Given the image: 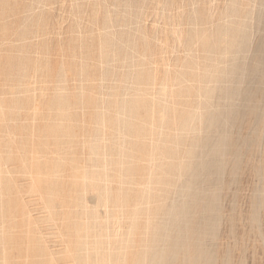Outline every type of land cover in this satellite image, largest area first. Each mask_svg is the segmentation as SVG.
<instances>
[{
	"label": "rangeland",
	"instance_id": "obj_1",
	"mask_svg": "<svg viewBox=\"0 0 264 264\" xmlns=\"http://www.w3.org/2000/svg\"><path fill=\"white\" fill-rule=\"evenodd\" d=\"M262 13L264 0H0V264H87L94 249L132 264L149 249L160 181L179 178L170 169L190 156L234 59L252 65ZM249 170L222 197L218 246L232 264H264V222L255 236L246 217L259 186Z\"/></svg>",
	"mask_w": 264,
	"mask_h": 264
},
{
	"label": "bare ground",
	"instance_id": "obj_2",
	"mask_svg": "<svg viewBox=\"0 0 264 264\" xmlns=\"http://www.w3.org/2000/svg\"><path fill=\"white\" fill-rule=\"evenodd\" d=\"M205 10H207V9H205ZM262 15L264 16L263 13H262ZM174 32H175V30H174ZM224 37H226V36H224ZM196 38H197V36H196ZM209 44H211V43H209ZM235 51H236V53L239 54V52L241 51V45H238L236 47ZM249 54H250V52H249ZM263 54H264V39L261 41V43L258 46L257 51L254 54L253 62H252V65L250 66V68L246 69V68L240 66L237 63V60L234 59L233 64L225 71V74L222 77V81H225L226 84L224 83L225 85L222 86L219 90H213L210 92V94L208 96V99L210 102L208 116L206 117V119L204 121H202L203 119L201 120L204 123V126L202 127L201 131H199L200 129H198V131L200 132L199 133L200 137H198L197 140L195 141V143L192 145V150L189 152L190 156L188 158L186 157V160H183L182 158L183 157L185 158V156H186V155H184L181 158L183 161L181 160V161L177 162L176 164L174 163L172 168L171 169L169 168L170 173L174 174V176L177 175L179 178H177L176 180H174L175 178L173 180H172V178H165V179H163V181L159 180L160 182H162L161 183L162 186L165 187L164 188L165 191H163V192H166V200H165L164 196H162L161 194H159V195L164 198V199L161 198L162 199L161 201L165 200L166 202L162 203V204L160 203V205L158 203L159 206L158 207L156 206L157 208L155 209L156 210L155 211V217H157L158 220H157L156 224L152 227V232H150L151 237L149 236L150 239L148 238L149 239V249H144L143 251L138 252L133 258L134 264H232L231 259L234 257L233 249H219V246H218L219 245L218 244V241H219L218 238L222 235V234H220V236H219V228H220V224H221L223 217H224V215L221 214V204H222V197L224 196L225 192L228 191V189H230L229 183L231 181L234 182V181H237L238 179H240V173L242 172L241 170L244 167V164H247V166H249L251 172L259 179V181L256 180V181H258L259 186H255L257 188H256V191L253 192L254 194L252 196V199H253L252 206H251L252 208L250 209L249 213L247 214L248 216H246V213H244V214L246 217H248L249 225H250L252 233H254L255 236L261 237L262 232L260 229H261L262 223L264 222V162L263 161L262 162H256L254 157L258 152H261V151H262V153L264 152V148L260 149V145L262 144V142L264 140L263 139L264 138V101H258L260 99V97H259L260 94L264 93V55ZM240 55H242V54H240ZM249 59H250V57L248 58V60ZM215 60H217V59H215ZM227 65H228V63H227ZM221 71L219 73H221ZM206 72H207V70H206ZM216 72H218V71H216ZM187 76H189V75L187 74ZM187 76H186V78H187ZM201 82H203V81H201ZM218 94L221 95L222 99L228 100V105H225L226 103L220 104L216 101V99L219 98ZM238 105L242 106L243 109L241 111H239V110L234 111V108H236ZM66 107H67V105H66ZM195 111L192 114H194ZM197 111H198V108H197ZM199 111L202 112V109ZM199 111H198V113H199ZM122 112H124V111H122ZM162 114H163V112H162ZM117 115H119V114L117 113ZM126 115H127V113H126ZM194 116H195V114H194ZM194 116H192V117H194ZM106 117H108V116H106ZM181 117H184V116H181ZM199 117H200V114H199ZM111 119H113V117ZM182 119H184V118H182ZM191 119L194 120L193 118H191ZM247 120H249V121L251 120L250 126H247V124H248ZM179 122H180V120H179ZM178 123H177V126H178ZM184 123H181V124L184 125ZM193 123H197V122H193ZM115 124H116V122H115ZM187 124H188V122H187ZM189 124H190V121H189ZM198 124H199V122H198ZM180 126H182V125H180ZM200 126L201 125H199L198 127L201 128ZM109 127L112 128L111 126H109ZM183 127H185V126H183ZM191 127L193 128V126H191ZM187 128H190V127L187 126ZM192 128H190L189 131H187V132H190V130H192ZM64 129H63V131H64ZM113 130H114V128H113ZM52 132H54V131H52ZM46 133H48V132H46ZM163 133H162V135H164ZM188 134H190V133H188ZM170 136H172V135H170ZM162 137H164V136H162ZM186 137L188 138V136H186ZM191 137H193V132H192ZM195 137H196V135H195ZM182 139H183V136H182ZM167 142H169V141H167ZM165 144H166V142H165ZM263 146H264V142H263L262 147ZM89 147L91 148V146H89ZM173 147L172 148L175 149V147H176L175 144ZM178 150H180V149H178ZM160 151H161V149H160ZM184 154H188V153H184ZM263 154H262V156L264 157ZM178 159L176 158V160H178ZM257 159H258V157H257ZM96 160H98V159H96ZM91 163H93V162H91ZM166 163H167V161H166ZM170 166H171V164H170ZM162 171H164V170H162ZM226 174H228L229 176L227 175L228 177H226ZM243 174H245V173H243ZM249 174H250V172H249ZM250 175H252V174H250ZM106 178H107V176H106ZM132 178L134 179V177H132ZM227 178H229L230 181H227L226 180ZM253 178H254V176H253ZM89 179H91V178H89ZM158 179H160V178L158 177ZM90 181H92V179ZM90 181H89L88 185L93 183V182L90 183ZM154 181H156V179ZM254 181H255V179H254ZM108 183L110 184V181ZM155 183L158 184L157 181ZM256 183H255V185H256ZM232 184H231V188H232ZM91 186H92V184H91ZM159 186L160 185H158L157 188L160 191H162L159 188ZM162 186H160V187L162 188ZM0 187H2V186H0ZM253 188H254V185H253ZM108 189H109V187H108ZM89 190L92 191V189H90V188H89ZM231 190H233V189H231ZM62 191H64V190H62ZM96 191H97V189H96ZM232 192L233 191H231L229 193V195L230 194L232 195ZM114 194H115V191H114ZM97 195H99V194H97ZM61 197L62 196H60V198ZM75 197L76 196H74V198ZM74 198H73V200H74ZM56 199L57 198H55V200ZM64 199H65V197H64ZM250 199H251V196H250ZM130 200H131V198H130ZM231 200H232V198H231ZM106 201H107V199H106ZM144 201L146 203V200H144ZM157 202H158V200H157ZM106 203H108V202H106ZM106 203H104V204H106ZM111 204H113V203H111ZM54 206H56V205H54ZM232 208H233V206H232ZM236 208H234V209H236ZM238 209H239V207H238ZM9 210H10V208H9ZM240 213L242 214V212H240ZM222 215H223V217H222ZM238 215H239V212H238ZM224 218L229 219L228 217H224ZM242 218H243V215H242ZM224 221L229 222L228 220H224ZM242 221H244V219ZM246 222H247V219H246ZM97 224H98L97 218H95V216H94V220L92 222V225L96 226ZM228 224H230V223H228ZM232 224H233V227H235V225H237L238 222L236 224L235 220H234V221H232ZM102 227H104V226L102 225ZM78 228L79 227L75 228L76 232H79L80 229L78 230ZM117 228H118V226H117ZM230 228H231V226H230ZM236 228H238V227H236ZM246 228H247V226H246ZM235 230H237V229H235ZM239 230L240 229H238V231ZM247 230L249 231V228ZM74 231H73V234H74ZM242 231L243 230H241L240 234H242ZM82 233H83V231H82ZM229 233H232V232H229ZM237 234H238V232H237ZM231 236H233V234ZM78 238H80V237H78ZM239 238H241V237H239ZM75 239L76 238L74 236V240ZM235 241H237V239ZM95 242H97V241H95ZM77 243H79L78 240H77ZM98 243H99V241H98ZM235 243L236 242H234V244ZM240 246H242V244H240ZM260 246H259V248H262L263 253H264V242L260 243ZM81 248H83V247H81ZM78 250L83 251V249H78ZM94 250H95L97 258L93 261L92 260L87 261V264H104L103 262L105 259V255H104L105 253H102L103 249H94ZM129 250H128V252H129ZM234 250H235V248H234ZM242 250H244V249H242ZM91 251H89V252H91ZM120 252L121 251L119 250V253ZM240 253H242V252L240 251ZM120 254H118L119 257H120ZM242 255H243V253H242ZM242 255H240V256H242ZM123 256H124V254H123ZM125 256H128V255H125ZM79 257L81 258L83 256L82 255L78 256V259H79ZM263 257H264V255H263ZM112 258H113L112 261L115 264H126V262H127L126 259H120V258H118L117 255H112ZM241 259H242V257H241ZM238 261H240V260H238ZM44 262H43V264H44ZM75 263H76V261H75ZM127 264H129V263H127ZM234 264H237V262H235Z\"/></svg>",
	"mask_w": 264,
	"mask_h": 264
}]
</instances>
